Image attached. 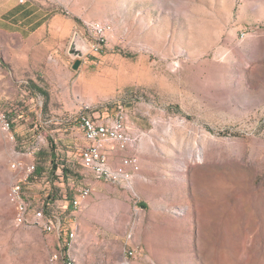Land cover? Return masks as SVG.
I'll return each instance as SVG.
<instances>
[{
  "label": "rangeland",
  "instance_id": "rangeland-1",
  "mask_svg": "<svg viewBox=\"0 0 264 264\" xmlns=\"http://www.w3.org/2000/svg\"><path fill=\"white\" fill-rule=\"evenodd\" d=\"M39 2L54 14L44 76L15 77L0 101L15 136L0 122V264H62L54 230L17 223L9 195L25 176L18 163L36 165L24 188L37 199L84 186L86 104L126 115L133 144L120 152L140 159L138 174L144 159L146 177L190 186L188 206L170 195L149 211L173 219L152 220L156 264H264V0ZM90 21L111 27L99 51Z\"/></svg>",
  "mask_w": 264,
  "mask_h": 264
},
{
  "label": "crops",
  "instance_id": "crops-1",
  "mask_svg": "<svg viewBox=\"0 0 264 264\" xmlns=\"http://www.w3.org/2000/svg\"><path fill=\"white\" fill-rule=\"evenodd\" d=\"M39 1L0 0V101L13 98L15 77L44 76L40 63L48 47H52L48 40L55 36L51 29L54 14ZM1 142L0 133V145ZM107 152L113 164H119L126 155L111 145L107 146ZM142 168L140 175L133 167H127L132 176L128 180L120 177L117 182L99 179L87 172L84 186L90 187V195L78 208L73 205L76 194L72 199L65 198L64 211L70 217L69 237L73 238L72 253L78 264H156V258L162 260L159 248L150 241L152 220L168 227L173 219L158 218L154 213L152 219L149 211H158L155 199L168 203L170 195L179 196L188 206L192 202L190 186L175 188L178 184L166 177H146L144 159ZM28 202L36 209L33 200ZM50 236L59 239L57 233ZM166 251L168 261L174 252L169 241Z\"/></svg>",
  "mask_w": 264,
  "mask_h": 264
},
{
  "label": "built area",
  "instance_id": "built-area-1",
  "mask_svg": "<svg viewBox=\"0 0 264 264\" xmlns=\"http://www.w3.org/2000/svg\"><path fill=\"white\" fill-rule=\"evenodd\" d=\"M87 25L91 30V34L97 39V43L93 48L95 51H99L106 42L111 27L102 21H90L87 22ZM0 122L2 129L9 139L14 141L15 136L12 131L11 120L2 114ZM125 123L126 115L124 113H119L115 118L110 119L97 115L91 105L86 104L82 108V112L79 115V129L85 141L80 146L82 164L88 172L99 179L117 182V175H124L125 180H128L132 176V173L127 167L131 166L134 170L139 169L138 157L125 155L121 157L119 164H113L107 152L108 145L124 151L133 144V139L126 131ZM29 164L31 163L26 165L18 163V166H22L25 170V176L16 181L11 187L16 188V195H9V199L11 200V197L19 198V206H16L15 220L29 219L30 224H34L37 226V229H41L40 212H47V219L51 221L54 233L59 235L61 250L59 252V261L61 260L62 264H68L70 217L68 216L69 212L64 211V203L65 198H69V195L62 190L60 197L53 198L50 194H46L37 199L31 191H26L24 183L29 181V177L34 173L29 172ZM16 166L17 163H13V167ZM90 193L91 189L88 186H83L77 191L76 208L81 205L82 200L87 198ZM26 200H33L35 202L36 211L27 210ZM132 253L130 252V254Z\"/></svg>",
  "mask_w": 264,
  "mask_h": 264
},
{
  "label": "bare ground",
  "instance_id": "bare-ground-1",
  "mask_svg": "<svg viewBox=\"0 0 264 264\" xmlns=\"http://www.w3.org/2000/svg\"><path fill=\"white\" fill-rule=\"evenodd\" d=\"M36 171V165L35 164H29V172H35ZM120 177H125L124 175H117V179ZM10 195H16V188H11L10 190ZM11 200L13 203H15L16 206H19V198L18 197H11ZM76 198L73 200V205L76 206ZM26 208L28 211H36V209H34L30 203L28 202V200H26ZM199 213L201 212V215H204L203 211V205L202 207H200L199 209ZM40 220H41V229H43L46 232H51L54 230L53 225L51 224V221H49L47 219V212H40ZM17 223L19 224H25L27 226L30 227H35L37 228L36 225L34 224H30V220L29 219H21V220H17ZM72 237V236H71ZM68 264H77L76 260L74 258H72L71 256L68 257Z\"/></svg>",
  "mask_w": 264,
  "mask_h": 264
},
{
  "label": "water",
  "instance_id": "water-1",
  "mask_svg": "<svg viewBox=\"0 0 264 264\" xmlns=\"http://www.w3.org/2000/svg\"><path fill=\"white\" fill-rule=\"evenodd\" d=\"M80 63H81V60H77V61L75 62V64H74V67H75V68H78L79 65H80Z\"/></svg>",
  "mask_w": 264,
  "mask_h": 264
},
{
  "label": "trees",
  "instance_id": "trees-1",
  "mask_svg": "<svg viewBox=\"0 0 264 264\" xmlns=\"http://www.w3.org/2000/svg\"><path fill=\"white\" fill-rule=\"evenodd\" d=\"M73 197H69L68 199H72Z\"/></svg>",
  "mask_w": 264,
  "mask_h": 264
}]
</instances>
